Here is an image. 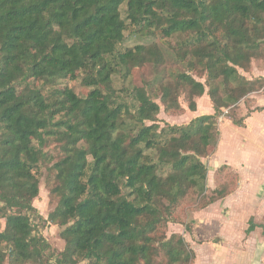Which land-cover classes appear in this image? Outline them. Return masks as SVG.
<instances>
[{"label": "trees", "instance_id": "1", "mask_svg": "<svg viewBox=\"0 0 264 264\" xmlns=\"http://www.w3.org/2000/svg\"><path fill=\"white\" fill-rule=\"evenodd\" d=\"M129 25L188 35L182 42L206 82L181 73L161 101L183 110L187 88L190 110L207 93L213 113L160 126L161 104L126 86L131 65L157 62L160 48H123ZM252 59H264V0H0V264H192L183 234H156L192 190L198 207L227 193H207L203 158L217 148L221 117L245 125L232 111L262 83L244 74ZM77 79L85 95L69 85ZM51 141L61 154L52 166L58 201L45 218L33 202ZM42 222L61 228L59 254Z\"/></svg>", "mask_w": 264, "mask_h": 264}, {"label": "crops", "instance_id": "2", "mask_svg": "<svg viewBox=\"0 0 264 264\" xmlns=\"http://www.w3.org/2000/svg\"><path fill=\"white\" fill-rule=\"evenodd\" d=\"M244 74L262 85L247 97L250 107L247 98L239 104L245 125L226 118L229 130L223 137L220 124L217 148L203 158L207 193L221 186L227 193L190 212V231L181 233L194 251L192 264H264V59Z\"/></svg>", "mask_w": 264, "mask_h": 264}, {"label": "rangeland", "instance_id": "3", "mask_svg": "<svg viewBox=\"0 0 264 264\" xmlns=\"http://www.w3.org/2000/svg\"><path fill=\"white\" fill-rule=\"evenodd\" d=\"M127 8L128 6L125 2L121 6V13L123 18L125 19L127 16ZM127 23H129V20H127ZM135 28L136 27H134L133 25H129L125 33L126 39L122 47L128 48L134 47L135 45L141 43L150 44L151 42H153L159 46L162 59L159 58L157 62H150L140 66L131 65L132 75L130 77V80L126 82V86L144 87L150 94V96L161 104V110L157 116V122L160 124V126L163 127L166 125V123L187 124L190 120L199 115L213 113L214 110L212 107V103L207 93L195 99L197 103V110H190V91L187 88H183L179 95V102L184 108L183 110H166L161 101L163 86L168 85L174 87L178 79V75L181 73L193 74L197 79H199V81L206 82V76H203L201 74V65H198L195 59L191 57V54L187 53V47H185L184 41L182 42V40L184 38H187L188 35H174L171 38H167L162 37L160 32L155 31L154 34L149 36L139 33L135 34L133 31L135 30ZM191 58L193 61L191 60ZM258 61H260V59H252V66ZM249 72H251V70ZM253 78L255 80V77ZM114 80V85L116 88L119 89L123 86V80L120 76V73L117 72L114 75ZM69 85L76 91V93L80 95H85L87 91V88L82 86L79 79L69 82ZM259 85H262V83ZM206 90L208 91V87H206ZM249 100L250 99L247 98L243 101L244 104L248 105V107H250ZM232 112H235L236 115L240 117V105H238L235 111ZM225 119L226 117H221L219 120V126L222 123L221 128L223 137L224 133L229 130V123L225 121ZM149 123L151 122L149 121ZM44 149L49 153L50 160L45 161L41 164L40 172L38 173L40 179V193L39 196L34 200L33 204L38 209V211L45 218H47L48 214L54 209L58 201V198L51 194V189L56 183V173L52 166L60 158L61 154L57 143L54 141L49 142V144ZM204 162L207 164L208 159H204ZM213 163L214 160L210 162V165H212ZM221 174L222 171L217 175V178H222ZM198 198L199 194L196 190H192L189 195H187V197L182 201L181 205L175 210L176 213L173 214L172 217L170 216V223H165L161 227L160 231L156 234V237L159 241H162L164 239V236L169 238L174 233L178 236L179 233L183 231L184 226H190V212L192 209L198 208ZM35 221L37 222L38 219H36ZM173 221L178 222L175 223ZM4 226L5 219H0V231L4 229ZM39 231L51 244L52 250L55 254H59V252L64 250L66 242L60 236L61 228L52 224H48L46 227H43L42 222V225H39ZM189 246L190 244L186 245V248H188L187 250H189ZM161 252H166V250L162 248ZM162 258L164 261H166L167 256L163 253ZM182 258L185 257L182 256Z\"/></svg>", "mask_w": 264, "mask_h": 264}]
</instances>
